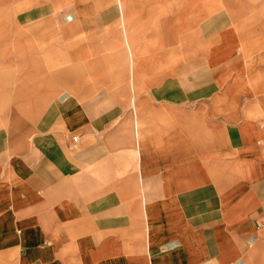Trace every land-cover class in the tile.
<instances>
[{
	"label": "crops",
	"instance_id": "obj_1",
	"mask_svg": "<svg viewBox=\"0 0 264 264\" xmlns=\"http://www.w3.org/2000/svg\"><path fill=\"white\" fill-rule=\"evenodd\" d=\"M109 4L62 22L72 67L14 89L9 144L0 133V264H264V52L249 45L264 35L251 42L242 21L214 15L203 26L221 28L219 45L167 83L143 4ZM196 10L190 0L183 25H197ZM49 33L25 58L50 53ZM171 239L181 247L161 253Z\"/></svg>",
	"mask_w": 264,
	"mask_h": 264
},
{
	"label": "rangeland",
	"instance_id": "obj_2",
	"mask_svg": "<svg viewBox=\"0 0 264 264\" xmlns=\"http://www.w3.org/2000/svg\"><path fill=\"white\" fill-rule=\"evenodd\" d=\"M137 2L143 4L139 7L137 15L139 23L144 28V36L150 35L147 37L150 52L155 53L157 57L155 48L157 45L160 46L159 51L165 52L167 83L172 80V73L176 67L188 66L193 60L205 57L219 45L216 37L221 28L209 29L203 26L204 21L214 15L222 13L226 24L230 26L242 21V28L239 30L243 34L245 32L246 36L250 35L251 42L258 39L256 37L264 35L259 27L264 22V0H195L198 9L195 13L199 14L200 18L197 25L195 22L190 26L183 25L187 15L185 10L190 0H137ZM109 5H111L109 0H0V82L7 85L6 92L0 91L2 112L0 133L4 135L7 144L10 143L8 137H11L14 131L11 122L14 119V89L19 87L20 83H30L31 77L37 72L40 74V70L49 75L60 74L63 67L69 65L72 67L75 63L74 60L61 59L62 39L57 37H62L64 19H94L95 15L101 14V10L102 14L105 13ZM116 14L115 19L118 20V12ZM46 25L49 26L45 28ZM45 31H50L48 36L54 37L50 39L53 45L50 53H38L41 57L38 60L25 58L30 56V52L36 56L35 50L41 51L45 46L41 39L45 36L41 32ZM73 31L75 30L70 29L71 34ZM65 34L67 35V32ZM80 35L83 36L82 33ZM77 36L73 35L70 42L76 41ZM249 45L254 48L256 55L264 52V44ZM257 63H260L259 59ZM186 78L182 77L179 81L186 84L193 82ZM255 78L259 80V77ZM255 78L249 83L253 84ZM230 81L231 77L218 78L220 83Z\"/></svg>",
	"mask_w": 264,
	"mask_h": 264
},
{
	"label": "clouds",
	"instance_id": "obj_3",
	"mask_svg": "<svg viewBox=\"0 0 264 264\" xmlns=\"http://www.w3.org/2000/svg\"><path fill=\"white\" fill-rule=\"evenodd\" d=\"M181 247V242L178 239H171L167 243L160 245L161 253H168L175 251L176 249Z\"/></svg>",
	"mask_w": 264,
	"mask_h": 264
},
{
	"label": "built area",
	"instance_id": "obj_4",
	"mask_svg": "<svg viewBox=\"0 0 264 264\" xmlns=\"http://www.w3.org/2000/svg\"><path fill=\"white\" fill-rule=\"evenodd\" d=\"M72 139H73V141H76L77 140V136H73Z\"/></svg>",
	"mask_w": 264,
	"mask_h": 264
}]
</instances>
